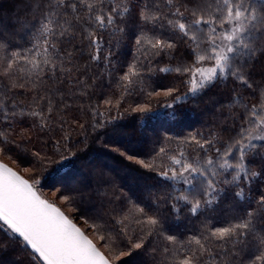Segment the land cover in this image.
<instances>
[{"label":"snow or ice","instance_id":"1","mask_svg":"<svg viewBox=\"0 0 264 264\" xmlns=\"http://www.w3.org/2000/svg\"><path fill=\"white\" fill-rule=\"evenodd\" d=\"M29 9L33 19L20 22L27 32L25 47H12L0 32V83L21 73L25 79L34 77L31 82L37 87L32 102L20 113L33 119V127L51 129L54 114L63 103L55 101L62 92L55 86L67 84L79 71L77 53L83 59V52H88L89 63L101 69L96 73L98 78H111L119 67L116 57L126 37L141 55L151 49L152 56H170L179 43L186 49V58L174 68L159 67V62L137 68L133 62L115 81L118 86L124 87L122 81L131 85L130 74L142 80L144 75L150 78L156 73L175 72L188 89L182 96L175 95L179 89L174 87L162 90L173 97L165 107L173 109L167 115L175 120L177 104L231 80L235 86L230 98L219 106L222 112L229 109L224 120L231 123L222 133L188 137L185 143L190 151L181 150L176 155L163 146L157 149L156 156L171 159L159 168L144 164L161 182V191L149 193L150 206L115 192L108 200L112 205L108 217L99 215L89 221L112 259L59 207L41 198L35 177L30 183L0 164V252L11 243L22 245V250L30 249L29 255L40 264H114L134 250L150 252L155 264H217L218 260L264 264V81L257 83L250 75L258 54L264 57V0H29ZM129 25L136 29L131 36ZM72 83L81 91L90 86L79 78ZM20 86L12 83L7 91L0 89V154H7L6 146L15 143L11 133L18 105L8 92ZM104 103L111 102L105 99ZM93 115L101 116L97 111ZM109 123L114 120L102 123L98 119L92 127ZM121 155L134 158L126 151ZM257 157L261 166L253 170ZM137 163L143 162L137 159ZM64 167L61 164L55 171L59 173ZM103 187L97 196L107 198ZM229 192L242 209L225 226L209 227V217L205 216L202 229L183 238L165 229L166 215L199 218L215 211ZM63 201L67 203L69 197ZM162 207L168 209L167 214L160 211ZM132 209L140 234L133 233L130 239L125 219ZM152 237L163 242L153 247Z\"/></svg>","mask_w":264,"mask_h":264},{"label":"trees","instance_id":"2","mask_svg":"<svg viewBox=\"0 0 264 264\" xmlns=\"http://www.w3.org/2000/svg\"><path fill=\"white\" fill-rule=\"evenodd\" d=\"M32 19L29 0H0V32L10 41L12 47L26 46L27 32L21 28L20 22ZM134 31L135 27L129 25V36ZM107 39L105 36V40ZM115 42L111 41L112 44ZM152 51L150 49L141 55L133 46L131 39L126 37L116 57L119 67L114 70L111 78L106 75L98 78L96 73L101 69L89 63L88 52H83V59H80L81 53H77L76 63L79 71L73 73L67 84L55 86L62 89V92L56 95L55 101L62 100L63 103L59 106V112L54 114L55 121L51 129L45 127L43 131L33 127L31 117L20 114L32 102L37 87L31 82L34 77L25 79V74L21 73L12 80L4 79L3 83H0V89L4 91H7L12 83L21 85L8 92L18 105L15 131L11 133L15 143L6 146L7 154H0V161L16 172H19L17 167L21 169L32 167L31 174L22 176L30 183H34L35 177V186L41 198L59 207L70 219L73 220L72 216L80 219L97 240H99L97 231L92 230L89 221L99 215L108 217L112 211V205H108V200L112 199L115 192H120L122 197L130 196L150 206L149 193L153 190H162L156 173L144 167V164H147L159 168L162 163H170L171 156L162 158L155 155L159 147L163 146L170 154L178 155L181 150L190 151L185 141L191 135L201 133L208 136L210 132L222 133L226 124L231 123L224 120L229 109L225 108L222 112L219 107L230 98L231 90L235 86L231 80L227 84L217 83L205 94L189 99L187 103L177 104L174 109L177 113L175 120L167 115L173 109L165 107L166 103L173 102V97L162 91L174 87L179 89L175 94L178 96L188 91L182 83V77H178L175 72L170 75L156 73L150 78L144 75L142 80L130 74L133 81L131 85L128 81H122L124 87L115 83L133 62L137 68L145 66L146 63L156 65L157 62L159 67L168 65L174 68L186 58V49L179 43L170 56H152ZM250 75L257 83L264 81V57L259 54L250 69ZM77 78L90 82V86L81 91L72 83ZM125 88L129 90L125 91ZM105 99L111 103H104ZM138 108L147 111H137ZM93 111L99 112L101 116H94ZM98 119L102 123L112 120L114 123L94 129L92 125ZM65 121L67 123H64ZM223 134L227 136V133ZM124 151L134 158L129 159L127 155H121ZM137 159L143 163H137ZM61 164L65 167L57 173L55 170ZM260 166L261 161L257 157L253 163V170ZM108 182H111V187L108 186ZM102 184L104 185L102 191L107 193V198L97 196ZM48 191L53 193L52 197L42 194ZM65 196L69 197V201L67 203L63 201V206L57 200ZM114 205L118 206L119 201H114ZM241 209L242 206L233 200L229 192L215 206V211L209 210L199 218L182 215L175 219L171 215H166L164 227L171 234L183 238L189 233L201 230L205 216L209 217L207 222L209 227H222L239 215ZM160 211L167 214L168 209L162 207ZM125 224L128 225L130 239L133 238V233L140 234V226L135 223V209L128 214ZM80 229L92 239L90 234ZM162 242V238H150L153 247L159 246ZM96 245L109 259L113 258L107 247H101L100 240ZM22 247L11 243L6 251L0 252V264H40L29 255L28 249L22 250ZM113 251L118 252L119 247ZM114 264L155 262L150 252L134 250L131 255L115 260ZM217 264H227V261L218 260Z\"/></svg>","mask_w":264,"mask_h":264},{"label":"rangeland","instance_id":"3","mask_svg":"<svg viewBox=\"0 0 264 264\" xmlns=\"http://www.w3.org/2000/svg\"><path fill=\"white\" fill-rule=\"evenodd\" d=\"M17 169H18V173L22 176H26L27 174L29 175V174H31V172H32V170H33V168L32 167H29V168H26V169H21V168H18L17 167ZM22 176V177H23ZM31 176H33V173H32V175ZM24 178V177H23ZM43 195H46V196H48V197H52V195H53V193H50L49 191L48 192H43L42 193ZM57 202L59 203V204H61V205H63L64 206V202H63V199H61V198H58V200H57ZM67 210H69L68 208H67ZM70 211V210H69ZM72 216V215H71ZM72 218H73V222L76 224V225H78L80 228H82L86 233H88V234H90V236H91V240L94 242V243H96V244H99V240H97L95 237H93L92 235H91V233L89 232V229H88V227H87V225L84 223V222H82L80 219H77V218H74L73 216H72Z\"/></svg>","mask_w":264,"mask_h":264},{"label":"water","instance_id":"4","mask_svg":"<svg viewBox=\"0 0 264 264\" xmlns=\"http://www.w3.org/2000/svg\"><path fill=\"white\" fill-rule=\"evenodd\" d=\"M0 164H2V165H4L5 167H7V168H10L12 171H14V172H16L15 170H13L11 167H9L8 165H6L5 163H3V162H1L0 161ZM17 173V175H19V176H21L18 172H16ZM22 177V176H21ZM23 178V177H22ZM23 179H25V178H23ZM74 223V222H73ZM78 228H79V226L78 225H76ZM82 231V230H81ZM83 232V231H82ZM85 234V233H84ZM29 251H30V249H28Z\"/></svg>","mask_w":264,"mask_h":264}]
</instances>
